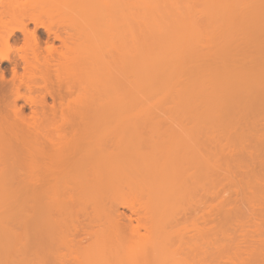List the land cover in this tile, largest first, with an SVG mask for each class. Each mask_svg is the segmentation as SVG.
Instances as JSON below:
<instances>
[{
	"label": "bare ground",
	"instance_id": "6f19581e",
	"mask_svg": "<svg viewBox=\"0 0 264 264\" xmlns=\"http://www.w3.org/2000/svg\"><path fill=\"white\" fill-rule=\"evenodd\" d=\"M131 1L140 3L134 13ZM146 1L0 0V42L5 47L0 60L11 64L10 69L0 67V188H11L9 193L16 198L12 206L2 204L7 203L1 210L0 223H8L11 210L9 223L17 229L12 238L18 244L12 251L16 257L11 255L9 263L208 264L205 259L210 251L205 245L213 236L216 239L224 231L227 234L225 228L232 217L243 214L245 204L242 209L239 199L247 202L249 193L254 196L258 190L264 192V126L248 120L210 123L222 139H212L215 146L211 149L202 145V150L187 140L168 138L157 123L126 126L84 122V114L106 109L81 107L80 97L74 96L76 90H82L80 75H94L87 72H98V67L103 68L101 73L108 66L110 69L108 57L113 56L110 53L115 47L112 32L130 27L125 9L136 17L138 29L144 32L146 28L173 31L160 15L161 10ZM40 5L49 8L45 20ZM114 6L120 7L127 27L115 20L117 12L111 11ZM30 23L34 29L29 28ZM39 27L47 33L45 41L38 34ZM17 31L23 34L24 44L10 46V38ZM56 41L61 42L63 50L56 47ZM182 47L172 43L168 51H155L150 57L138 53L137 74L143 77L155 70L153 74L163 76L171 73V65L179 63L183 67ZM13 49L18 52L17 58L9 56ZM138 86V92H143V80ZM87 87L83 91L97 89ZM104 89V93L97 90V95H107ZM240 90L245 96H250V90L256 92L254 96L264 94V75H253ZM20 100L24 103L19 104ZM27 106L31 115L25 114ZM250 112L264 115V110L251 109L242 117ZM125 129L133 136H116V131L123 133ZM212 131H208L209 138L206 135L208 142ZM208 153L225 163L223 171L214 167ZM235 200H239L238 205ZM119 206L139 213L136 221L141 223L134 225L132 215L119 212ZM234 207L240 211L234 212ZM141 227L144 233L139 232ZM201 238H205V245H201ZM19 252L20 256L24 253V261ZM3 254L1 264L8 259L7 253ZM246 263L244 260L242 264Z\"/></svg>",
	"mask_w": 264,
	"mask_h": 264
},
{
	"label": "rangeland",
	"instance_id": "374dc122",
	"mask_svg": "<svg viewBox=\"0 0 264 264\" xmlns=\"http://www.w3.org/2000/svg\"><path fill=\"white\" fill-rule=\"evenodd\" d=\"M130 3L132 6H129L132 8V13H134L136 9L138 10L140 3L137 1H131ZM146 4L156 5L161 10L160 15L164 21L169 25L171 24V27L168 25L173 30L169 29L171 35H169L168 31L165 33L146 28L144 32L143 29H138L136 17L133 16L130 10L125 9L128 16L127 22L130 27L127 30L121 28L120 31L112 32L114 34L115 47L110 53L113 56L108 57L110 69H107L109 66H105L107 71L104 69L105 71L101 73L103 68L100 69L98 67V72L92 69L87 72L89 74L91 71L94 75L91 73V75L84 73L80 75V85L82 86L80 87L82 90H79L80 93L76 90L74 96L80 97L81 107L106 109L102 112L90 111L84 114V122L88 121L90 123L91 121L93 124H97V121H101L99 122L100 124L107 122L126 126L133 125V123H136L135 125L157 123L156 125L168 135V138L183 142L187 140L191 145H199L202 150L205 145L212 149L215 146L214 143H216L212 139H220L219 137H221L214 128L215 133H213L214 130L212 131L210 123L236 124L248 120V122L254 123L259 127L264 126V115L250 112L249 116L242 117L244 112L251 109L264 110V94L261 92L259 96H254L256 92L250 90V93H248L250 96H245L243 91L240 90L245 82L251 81L253 75H264V0H147ZM119 8L114 6L111 11L114 14L117 12L114 17L119 25H125ZM39 10L42 20L47 19L45 11L49 10V8H43L40 5ZM182 20L185 21L183 22ZM181 23L187 25L183 26ZM172 26L178 29L172 28ZM181 26L186 28L182 29ZM125 27L127 26L125 25ZM29 28L34 29V24L30 23ZM45 32L43 27L38 28V34L42 35L44 41L46 40L44 37H47ZM117 32L121 34H117ZM9 43L13 47L22 46L24 44L23 34L17 31L10 38ZM44 43H41L42 46H46V43ZM172 43L183 46L181 49L183 52V64L180 62L183 67L179 63L171 65L169 72L172 74L167 71L165 73L168 74L163 76L153 74L155 70H150L151 75H143V77L137 74L138 53L145 52L150 57L151 53L155 51H168ZM56 45L58 49L63 50L60 41H56ZM108 46L113 45L108 44ZM4 48L0 42V52L4 51ZM9 56L17 58L18 52L13 49L10 51ZM0 67L10 68L11 64L7 60H0ZM20 71H23V69L20 68ZM84 72L86 73V71ZM11 77V72H8L6 78L10 81ZM142 80L144 84L143 92H138V84L140 85ZM85 87H87L86 89L91 87L97 89H94L96 90L95 92L92 89L83 91ZM189 88L192 89L191 92ZM103 89L108 94H104L105 96L97 95V90L103 91ZM22 91L25 90L23 89ZM91 91L92 95L96 93L93 95L94 97L90 95ZM99 93L102 94L101 91ZM48 101L51 103L52 98L48 97ZM18 103L23 104L24 102L20 100ZM119 108H122V110H117ZM143 108L147 110H139ZM25 114L31 115L29 106L25 109ZM159 124L166 126L165 130L168 133ZM206 129H208L209 133L212 131L210 134L211 140L209 139V142L211 141L210 144L207 139L209 135ZM125 130L127 133L124 132ZM125 130L123 131L124 134L121 132L122 130L116 131V136L121 137L123 135V138L125 136L129 138L133 136L131 130ZM194 154L196 155L197 153L194 152ZM209 154H207V157L211 158L214 167L223 171L225 163L215 157V155ZM198 158L200 161L202 160V158ZM198 158L196 160H199ZM211 184L213 185L214 181ZM217 187L220 189L219 186ZM217 187H214V189L218 190ZM10 189L4 190L0 188V215L1 210L6 207L7 203L12 206L14 205L12 203L16 200V198L12 197L14 195L9 193ZM3 196L4 198L6 197L5 201L2 200ZM247 196H245V200H249ZM27 197L25 195L23 197L24 200H27ZM249 197L251 198L247 202L242 200L241 203V199H239L240 201L238 200L241 207L242 204L246 205L243 206L245 209L242 207L245 213L244 211L243 214L239 215L234 213L236 216L232 217L233 219H231L228 229L227 227L225 228L227 234H225L226 231L223 232L225 237H223V233L219 234V236L214 233L217 236L215 239L214 234L209 233V236L214 238L210 240L211 237L204 234L210 240H207L209 242L208 246L203 244L205 243L203 242L205 238H201L203 239L201 245L207 247V252L210 251L208 253L210 256L208 255L207 259H205L206 263L242 264L245 260L246 264H264V192L258 190L254 193V196H250L249 193ZM215 199H211V201L215 202ZM236 201H234V204L238 205L239 202ZM4 202L7 203L2 207ZM118 209L120 210L119 212L132 215L135 219L133 220L134 225L141 223L136 221L139 213L132 214L131 210L121 206ZM236 209L234 212H236ZM11 213V210L7 213L8 217L6 220L8 223L6 225L0 223V252L5 251L3 252L4 254L7 253L5 258H8L4 259L5 262L3 264H11L9 261L12 259L10 260L9 257L15 254H12L14 246L16 249L18 247L15 239L12 238L15 236L14 232L17 229L13 228V224L9 223L13 218ZM140 229V233L145 232L143 227ZM13 233L14 235H12ZM194 233L191 231V234ZM242 238L247 240L244 241ZM198 240L199 242L201 241L200 238ZM205 247L203 246V248ZM198 250L200 252V249ZM201 250H203L202 247ZM20 253H18L19 256ZM8 254L10 255L8 256ZM23 254L22 252L21 258L24 256ZM19 256L16 259H20ZM14 257L16 256L14 255ZM23 258L22 261L26 257Z\"/></svg>",
	"mask_w": 264,
	"mask_h": 264
},
{
	"label": "flooded vegetation",
	"instance_id": "af4514ba",
	"mask_svg": "<svg viewBox=\"0 0 264 264\" xmlns=\"http://www.w3.org/2000/svg\"><path fill=\"white\" fill-rule=\"evenodd\" d=\"M11 68V67H10ZM10 68H8V69H10Z\"/></svg>",
	"mask_w": 264,
	"mask_h": 264
}]
</instances>
